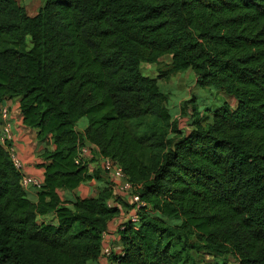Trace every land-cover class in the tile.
Masks as SVG:
<instances>
[{
    "label": "trees",
    "instance_id": "trees-1",
    "mask_svg": "<svg viewBox=\"0 0 264 264\" xmlns=\"http://www.w3.org/2000/svg\"><path fill=\"white\" fill-rule=\"evenodd\" d=\"M162 57L158 77L141 72ZM185 70L234 104L184 102L180 126L157 78ZM13 97L42 183L31 201L0 145V264H193L189 247L264 264V0H43L34 15L0 0V101ZM84 143L138 185L136 222L112 187L61 199L100 178L75 162ZM108 233L119 252H103Z\"/></svg>",
    "mask_w": 264,
    "mask_h": 264
},
{
    "label": "rangeland",
    "instance_id": "rangeland-1",
    "mask_svg": "<svg viewBox=\"0 0 264 264\" xmlns=\"http://www.w3.org/2000/svg\"><path fill=\"white\" fill-rule=\"evenodd\" d=\"M16 2L25 8L28 15H34L38 11V9L42 6V0H16ZM169 63L168 57H162L160 62L147 64L143 63L140 66V70L144 75H148L151 77H158V74H161L162 71H166L167 65ZM195 75L191 70H185L178 72L176 74L171 75L169 78L164 79L163 77L157 78L159 88L163 92L165 96V104L171 112L172 116L175 118H179V125L185 126L186 118L182 117L181 109L184 107V102L186 105H193L194 99L195 104L199 108L204 107H216L219 106L222 100L227 101L229 104L233 105L234 101L231 97L224 96L223 94L216 92L212 89H202L196 86ZM189 107V106H188ZM186 109V116L190 114L191 108ZM184 115V116H185ZM90 158L91 161H95V165L100 169V177L105 180L106 187H112L114 190L116 188L117 182L113 180L106 172L102 170L100 157L97 156V153L93 148L90 149ZM90 188L92 190V194L97 193V187H93L90 184ZM129 192L123 191L119 193L118 199L123 204V212L127 215L133 211H135V207L130 201L127 199L129 196ZM52 217L48 218L50 220ZM38 222L44 220L42 217H38ZM110 249H116L115 240H110ZM189 252L192 255V259L194 261L193 264H237L234 258L230 255L223 258H216L214 254L207 252L205 250H199L195 248L189 247ZM105 256L100 258V262H89L88 264H105Z\"/></svg>",
    "mask_w": 264,
    "mask_h": 264
},
{
    "label": "crops",
    "instance_id": "crops-1",
    "mask_svg": "<svg viewBox=\"0 0 264 264\" xmlns=\"http://www.w3.org/2000/svg\"><path fill=\"white\" fill-rule=\"evenodd\" d=\"M43 1V0H42ZM43 5V3H42ZM19 98H4L0 101V106H7L9 109L10 120L14 125L15 137H14V146L16 149V153L18 157L24 164L23 172L27 175L32 176H41L42 167L41 164L43 160L40 156V151L43 147L42 143H39L36 139L35 131L25 127L21 123V118L18 111ZM84 126V122L82 120L78 121L77 128L82 130ZM53 146L50 145V148ZM100 157L101 155H98ZM90 169L94 170L97 168L95 165V161L89 162ZM90 184L93 187H97L99 190L101 187L106 186L105 180L103 178H99L97 181L92 180L83 184H80L77 188L73 190H60L58 193L62 200H73L77 196H92V190L90 188ZM27 197L35 202L38 199L37 189L33 187H28L25 189ZM51 217V214L48 215V218ZM120 221H113L111 223L110 229L114 228ZM110 240H115L114 234H106L103 238V246L105 249H108L110 246ZM115 245V244H114ZM115 252H119L118 246H116Z\"/></svg>",
    "mask_w": 264,
    "mask_h": 264
},
{
    "label": "built area",
    "instance_id": "built-area-1",
    "mask_svg": "<svg viewBox=\"0 0 264 264\" xmlns=\"http://www.w3.org/2000/svg\"><path fill=\"white\" fill-rule=\"evenodd\" d=\"M14 137L15 130L10 120L9 109L7 106H0V145L7 151L11 163L20 173V184L22 188L24 190L28 187L38 189L42 183L41 176L27 175L23 172L24 164L16 153ZM90 156V145L88 143L81 144L79 145L75 162L79 163L86 161L90 159ZM100 160L102 170L117 182L116 188L113 190V199L118 197L119 193L123 191L130 193L127 199L134 205L135 211L127 214V216L131 221L136 222L138 220L136 210L145 206V203L140 199L137 193L138 185L130 182L121 167L109 157L101 156ZM113 204L114 201L112 199L107 201L108 206H112ZM103 252L108 253V249H104Z\"/></svg>",
    "mask_w": 264,
    "mask_h": 264
}]
</instances>
